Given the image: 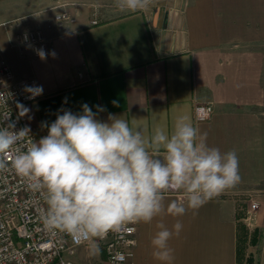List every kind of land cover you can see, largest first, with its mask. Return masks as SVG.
Returning a JSON list of instances; mask_svg holds the SVG:
<instances>
[{
    "label": "crops",
    "instance_id": "1",
    "mask_svg": "<svg viewBox=\"0 0 264 264\" xmlns=\"http://www.w3.org/2000/svg\"><path fill=\"white\" fill-rule=\"evenodd\" d=\"M61 10L75 20L58 26L54 15ZM33 29L47 43L44 60L17 44L18 33ZM0 57L14 80L33 78L43 87L23 104L30 110L26 121L42 137V122L51 124L63 110L81 113L87 104L93 112L106 109L98 119L124 116L146 135L157 126L171 129L187 114L208 133L209 146L237 152L240 183L195 214L135 224L129 264H160L151 239L159 223L171 228L177 220L183 228L169 241L173 264H237L244 228L238 221L249 220L236 212L234 196L240 193L258 203L248 223L258 231L251 256L253 264H264V0H153L134 13L121 12L115 0H0ZM198 103L213 106L207 121L194 120ZM180 199L181 193L170 192L165 203ZM103 256L101 248L90 256L82 247L74 262Z\"/></svg>",
    "mask_w": 264,
    "mask_h": 264
},
{
    "label": "clouds",
    "instance_id": "2",
    "mask_svg": "<svg viewBox=\"0 0 264 264\" xmlns=\"http://www.w3.org/2000/svg\"><path fill=\"white\" fill-rule=\"evenodd\" d=\"M153 0H115L121 12L149 8ZM97 7H99L97 5ZM41 60L47 54L37 50ZM55 56V52L51 53ZM29 99L43 93L42 86H24ZM3 99V93H0ZM6 103V100H4ZM118 106L117 101H112ZM19 115L29 109L17 104ZM82 105L81 113L63 110L54 122H42L47 135L38 141L30 127L15 130V123L0 126V154L13 152L16 174L38 193L44 228L53 235L66 234L77 244H86L88 254L100 252L99 241L111 233L120 234L127 225L151 223L161 215L180 217L234 188L241 181L237 152H221L209 146L207 132H201L189 115L178 116L171 129L157 126L147 135L124 116L109 113L107 121L97 118ZM31 118V117H29ZM9 119L5 114L3 120ZM27 143L23 150L17 145ZM7 161L0 156V170ZM179 192L182 199L165 203L166 194ZM151 239L152 256L160 264H173L169 246L183 225L164 223Z\"/></svg>",
    "mask_w": 264,
    "mask_h": 264
},
{
    "label": "built area",
    "instance_id": "3",
    "mask_svg": "<svg viewBox=\"0 0 264 264\" xmlns=\"http://www.w3.org/2000/svg\"><path fill=\"white\" fill-rule=\"evenodd\" d=\"M55 23L62 26L75 20L66 10L54 15ZM96 24V20L91 21ZM17 44L28 47L33 55L38 49L48 52L47 43L39 29L25 30L16 35ZM36 86L33 78L14 80L9 64L0 57V120L5 114L9 119L0 122V126L15 123V130L27 126L31 129V136L39 140L37 128L30 125L25 116L19 115L17 104H25L35 100L29 99V93L24 86ZM6 100V103H4ZM213 113L210 103H198L193 108L196 122L207 121ZM27 140L16 146L23 150ZM13 152L0 154L7 161V167L0 170V264H75L74 257L79 248H86V244H77L72 237L66 234L53 235L43 226L41 209L45 207L38 193L31 191L20 176L12 168ZM251 209L258 207L252 202ZM135 224L127 225L123 233H109L99 241L103 251V258L88 264H129L135 245Z\"/></svg>",
    "mask_w": 264,
    "mask_h": 264
},
{
    "label": "rangeland",
    "instance_id": "4",
    "mask_svg": "<svg viewBox=\"0 0 264 264\" xmlns=\"http://www.w3.org/2000/svg\"><path fill=\"white\" fill-rule=\"evenodd\" d=\"M234 197L236 201V212L240 216H243L245 219L249 218V220L247 221H243V220L238 221V226L240 228L244 226L245 230L247 231V240L244 244V249L242 248L243 251L240 254L241 262L237 264H246L247 259L252 255L251 248L252 250L254 249L253 247H251L253 246V244L250 243V238L253 232L252 230L253 228L249 227L250 225H248V223L252 222L253 213H254V210H252L250 206L252 202H256V201H252V198L248 193H240L238 195H235Z\"/></svg>",
    "mask_w": 264,
    "mask_h": 264
},
{
    "label": "trees",
    "instance_id": "5",
    "mask_svg": "<svg viewBox=\"0 0 264 264\" xmlns=\"http://www.w3.org/2000/svg\"><path fill=\"white\" fill-rule=\"evenodd\" d=\"M242 234H238V242H237V263L241 262V258H240V254L244 249V244L247 240V231L245 230V228H242ZM258 239V231L257 229H254L252 234H251V238H250V243L251 244H256ZM243 248V249H242ZM246 264H253V259L252 256H250L247 259V263Z\"/></svg>",
    "mask_w": 264,
    "mask_h": 264
},
{
    "label": "water",
    "instance_id": "6",
    "mask_svg": "<svg viewBox=\"0 0 264 264\" xmlns=\"http://www.w3.org/2000/svg\"><path fill=\"white\" fill-rule=\"evenodd\" d=\"M158 17H159V20H161V19H162V15H161V13H159V16H158Z\"/></svg>",
    "mask_w": 264,
    "mask_h": 264
}]
</instances>
